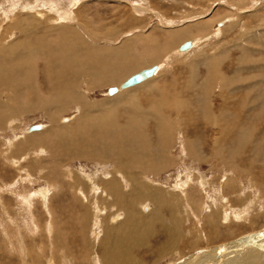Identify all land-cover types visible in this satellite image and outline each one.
Masks as SVG:
<instances>
[{
	"label": "rangeland",
	"instance_id": "1",
	"mask_svg": "<svg viewBox=\"0 0 264 264\" xmlns=\"http://www.w3.org/2000/svg\"><path fill=\"white\" fill-rule=\"evenodd\" d=\"M71 1L61 0L59 4L70 6ZM34 2L0 0V40L3 39L0 41V84L6 82L4 63L11 54L2 56V51L17 38V46L26 42L22 45L26 44L25 48L41 50V54L37 52L31 56L30 63L25 64L20 57L15 60H21L13 65L22 68V80L29 77L31 84L35 82L39 86V96L45 99L52 95L49 83L57 79L52 72V78L46 77L43 65L47 61L57 64L52 50H58L62 42L51 28L47 30L55 21V26L59 25L53 11L40 9L42 18L36 20V11L22 8ZM79 3L84 10L70 24L74 30L79 27L90 37L89 45L93 49L104 45L115 48L114 44L136 35L141 36L138 40L132 38L138 52H144L142 41L150 37L149 40L159 41L157 46L148 47L151 53L167 52L169 55L150 64L161 63V67L149 86L144 88L140 84L128 90L133 94L130 101L105 105L112 96L108 89L117 84H103L86 75L80 78L81 84L77 86L87 102L83 106L67 104L55 116H51L43 104L18 107L16 88L11 84L0 86V103L6 105L0 108V264H105L100 262L104 261L101 243L105 248L107 237H111L106 234V228L108 224H116L108 219L113 213L119 222L124 221L128 205L138 219L137 226L144 232V244L133 252L140 264H176L189 256H193L192 263L195 256L199 258L197 264L201 261V264H235V261L264 264V259H260L264 256V248L257 247L258 254L252 249L258 243L264 245V240L254 241L252 248L246 243L231 245L233 248L225 249L227 252L223 251V256H208L203 252L264 229V110L251 106V99L256 97L253 87L264 83V0H79ZM134 5L147 10L137 15ZM77 9L72 8L74 13ZM227 14L231 16L226 26L217 27V20ZM51 17L53 20L47 19ZM16 18H24L22 28H7ZM166 19L173 23H167ZM210 20V30L199 34L205 28H199L196 23ZM85 25L88 30L81 27ZM177 27H191L192 37L209 34L200 39L191 52L177 54L174 50L179 43L167 48L169 44L166 45L164 39L167 29ZM215 27L227 30L215 35L212 34ZM115 37L119 38L115 40ZM35 41L41 45L36 47ZM223 76L227 78V86L222 84ZM247 83H252L248 90L243 87ZM27 89L25 87L18 98L23 104L33 98ZM8 108L13 113H7ZM223 111L228 116L226 123L220 121ZM205 112H210L208 115L213 119L217 115V124H213ZM161 114L165 123L169 120L164 135L158 133L156 124ZM61 117H69V121L63 122ZM37 124H42L46 130L36 136L28 134L26 129ZM81 127L85 141L79 139ZM222 128H231L233 135L220 136L217 129ZM237 131H245L247 138L238 137ZM184 142L188 151L193 154L196 151V156L182 152ZM215 147L222 156L211 154ZM150 159L155 170L148 169L150 174L145 181L162 188L169 202H175L176 214L183 217L182 231L169 247L163 241L172 235H167L169 232L162 222H150V231L145 225V220L151 218L147 213L156 203L130 188L136 174L139 176L138 169L143 170ZM116 170L126 179L130 178V181L127 179L130 185L122 188L126 195L122 201H111L110 196L103 200V195L99 201L96 197L93 199V193H89L88 202L82 201L79 191L70 188L69 182L83 177L84 172L95 173V180H100L101 177H116ZM137 177L135 181L140 179ZM178 184L184 188L177 189ZM43 188L50 192L46 201L48 209H44L41 195L32 197L31 210L25 207L20 194L29 195ZM84 188L89 190L88 186ZM176 195L198 197L197 213L193 210L190 214L191 204L187 206L186 201L183 206L176 204L179 200ZM91 202L95 204L90 205ZM142 204L149 206V212L141 210ZM209 209L217 211V222L208 216ZM225 213L228 214L224 217ZM165 215L170 217L168 212ZM95 221H98L97 227Z\"/></svg>",
	"mask_w": 264,
	"mask_h": 264
},
{
	"label": "bare ground",
	"instance_id": "2",
	"mask_svg": "<svg viewBox=\"0 0 264 264\" xmlns=\"http://www.w3.org/2000/svg\"><path fill=\"white\" fill-rule=\"evenodd\" d=\"M35 2L33 4H29L28 3V4L24 5V7L22 6V8L24 10L36 11L37 12V15H38V16H36V20H37V18L38 19L39 18H42L41 16H42L43 13L41 12L40 9L49 8V9H47L48 12H49V10L50 11H53L55 13V15H56V20L58 19V21H59V23H58L59 25L58 26H55L56 25V21L54 19L55 25H50V27L47 29L48 31H50L49 29L51 28V32L52 33H54L56 35L58 34L59 35V39L62 42V43L59 44V47H58L59 49L58 50H55V49L52 50V53L55 54V56H56V58L58 60L57 61V64H54L52 62L47 61L43 65L44 72L46 70V73H45L46 74V77L49 76V78H52L51 72L53 74L56 73L55 79H57L56 80L57 82L55 80H52V79H51L52 81L49 80V81H51V83H49L51 85L49 87V90L52 92V95H49V96H51L50 98L49 97L48 98H45V99H43L42 97L40 98L39 93H38L39 92V86L35 82L33 84H31V82L29 81V77H28V79L26 78V80L25 79L22 80L20 78V74L22 72V68H18L17 66H14L13 63L14 62H17V61H20L21 59H22V61H25V64H27V62L30 63L31 60H32V58H33L31 56L34 53H37V52H38V54H41V50L38 49V48H35V49H29L28 47L25 48L26 44L24 46H22V45L24 43H26V42L20 43V45L17 46L16 43L19 42V41H16L15 40L17 38H14V39L12 38L13 40L10 41L11 43L10 44L8 43L7 48H5L2 51V53H3L2 56L8 54V52L11 53V54H8L9 55L8 61H6L4 63V67H5L4 70H5V73L7 74V78L5 79V81H6L5 84H7V85L8 84H11V85H13L16 88L15 100L17 101V105L20 108H24V107L28 108V107H34V106H40V105L42 106V104H43V106H45L44 108H46L47 111H49L50 115L51 116H55L57 113L63 111V109L66 107L67 104L76 103V104H80V105L83 106L87 101L85 102L84 94L80 92L79 87L77 86V83L80 82L79 81L80 78H82L83 76H86V75H88L89 77H91L92 80L94 79V80H98L100 82H103V84L104 83L111 84V85H116L117 84V87H110L108 89V93L111 94L112 96L109 97L105 101V103H104L105 105L108 104L107 106H109V104H114V102L120 103L123 100H129L130 101L131 100V97H133L131 95H133V94H132L131 91H128V90H130V89L134 90L133 88L139 86L140 84H141L140 87L141 86H144V88H145V86H149L152 83V80H153L154 76L157 75L156 73L159 71V69L161 67L159 65L161 63L153 64V65H150V64L153 63L156 60H159V59L161 61V58H164L165 59L169 55V54H167V52L165 54H162L160 52H156L154 54L151 53V50H149L150 48L148 49V47L149 46H152V47L157 46V43L156 42H159V41H155L154 39H150L149 40L150 37H146V38H144V41H142V46L144 48V52H142V53L138 52V48L135 46V41L133 42V39H137V38H139L141 36L136 37V35L132 36L129 39H125V40L121 41L118 45L117 44H114V46H116L115 48L114 47H108V45L107 46L104 45L102 48L93 49L89 45L91 43L90 42V37L86 36V34L84 33V31L82 29H80L79 27H76L75 26L76 29L74 30V28L71 25L72 24L71 22L77 20L80 12L82 10H84V7H81V4L82 3H79V0H72L70 2L71 4L69 3L70 6L68 5L69 7L65 3L64 4L66 6L62 7L63 5L62 4H59V3H62L61 0H41V1L35 0ZM73 7L78 8L77 9L78 11L76 13L73 12V10H72ZM145 10H147V9H145L143 7H140V5H134L133 6V11L137 15H139L140 12L145 11ZM13 11H14V8H13ZM133 15L134 14H131L130 16L133 17ZM230 16L231 15H228L227 14L226 16L222 17L221 19L217 20V22L215 23V24H217V27L218 26H222V25L226 26V24L228 23L227 21L229 20ZM23 19H17L16 18V20H14L15 22L13 24H11V25L8 24L6 27L7 28H11L12 30L18 29V28H22ZM47 19L48 20H53L52 17H51V19H49V18H47ZM213 20H214V18H213ZM166 22L167 23H173V21L172 20H169V19H166ZM211 22L212 21L210 20L208 22L206 21V22H203V23H196V25L199 28L200 27L205 28V30L203 31V33H199V34H204V32L209 31L210 28H211L210 27V25H211L210 23ZM85 23H86V21H85ZM75 25H79V24H75ZM231 26H232V24H231ZM81 27H86V25L85 26H81ZM162 27H163V25H162ZM168 27H169V25H168ZM87 28L88 27H86V29ZM230 29H231V27L228 28V30H230ZM84 30H85V28H84ZM167 30L168 31L166 32L165 37H164L166 45L169 44L167 48L174 46L178 42L179 44L175 47V50L174 51H176L177 54H182V55L187 54L188 52H191L195 48V46L198 45L197 44L198 41L200 39L202 40L203 38H206V36H208V34H209V33L208 34H205V36L195 35V36L192 37V36H190V35H192L191 34V27L190 28H188V27H177V28H171V29H167ZM226 30L227 29H225L224 27H220L218 29L215 27V29L212 31V34H215V35L221 34L222 35L223 31L226 32ZM80 33H82V34H80ZM118 38L119 37H115L114 39L117 40ZM1 40H3V39L1 38ZM31 41L29 43H32ZM34 43H36V44H34ZM34 43H33L34 45H37L36 47H39L41 45L40 43H38L36 41ZM185 43H188V45L186 47H184V48L181 49L180 46L182 44H185ZM156 49L157 48H155V50ZM20 57H22L20 60H15V59H18ZM147 65H150V66L147 67ZM149 69H152V72L150 74H148L146 77H144L141 80H139V81H137V82H135L133 84H130V85H125L124 84V82L130 76H132V75H134L136 73H139V72H141L143 70H149ZM22 75H24V73ZM76 78H77V80H76ZM221 81H222V84L224 86H227L228 85L227 78H224V76L221 79ZM86 83H88V82H86ZM5 84H0V86L1 85H5ZM79 84H81V83H79ZM251 86H252V83H247V84L243 85V87H245L246 89L247 88H250ZM25 87L28 88L27 89L29 91L28 94H31V96L33 98L31 100H28V102L26 104H23L22 101L21 102L18 101V98L23 93V90H24ZM253 88L256 91V97H255V99L254 98L251 99L252 100V105L251 106H253L255 108H258L259 107L260 110H264V83H263V85H261V84L260 85L255 84V86ZM113 93H115V94H113ZM246 96H245V98H246ZM245 103H246V100L244 101V104ZM5 106H6L5 104L3 105V104L0 103V108L1 107H5ZM110 106H112V105H110ZM222 108H225V106H222ZM7 113H13L12 109L8 108ZM206 113H207V118L209 119L211 114L208 115L210 112L209 113L208 112H205V114ZM162 115L163 114H161V117H157L158 119H156L157 120L156 124L158 126V133L160 131L164 135L166 133V130L169 127L168 126L169 120H168L167 123H165V120H164V118H163ZM0 119H2L1 116H0ZM210 119L212 120V123L213 124H217V121H216L217 115L214 116V119L213 118H210ZM60 120H63V122H67V121H69V117H67V118L66 117L65 118H62L61 117ZM80 121H81V119H80ZM220 121H222L224 123H226V121H228V116H227V114H225V111L221 112ZM231 122H232V120L229 122V124H231ZM31 127L32 126H29V128H27L26 131H27L28 134L33 135V136H36V135H38V133L40 134V132H43V131L46 130L45 127L42 124H40V125H38V124L37 125H33V127H36V128H32L31 129ZM94 127H91V128L94 129ZM97 127H98V125H97ZM80 129H81V131L79 132V134L81 135V133L84 132V130H82L83 129L82 127ZM173 131H175V130H173ZM217 132H218V134H220V136L221 135L222 136L225 135V138L231 137L233 135V133H234V131H232L231 128H228V129H226V128L223 129L222 128L220 130L217 129ZM242 135L244 137H246V138L248 136V134L245 131H237V136L238 137H240ZM93 136H94V134H93ZM79 139L81 141H85V136L84 135L83 136L81 135V136H79ZM87 139H89V137H87ZM95 140H96V138H95ZM216 142H218V141H216ZM185 143L186 142H184V145H185ZM186 146H187V144L185 146H183L182 152L184 150V152L188 156L189 155L190 156H193V155L196 156V151L193 154V152L188 151L189 149H187ZM216 147H215L213 153H211V154L214 155V156H222L221 151L220 150H217ZM220 147H222L221 144H220ZM147 162L148 163H145L146 166L144 165L145 167H142L143 170L138 169L139 171H137V173H139V176L138 177H140V179L135 181V179L137 177V174H136V177L134 178L133 182H131L132 183L131 184L132 187H130V186L129 187L131 189H133L134 192H136V194H138L139 196H141V197H147L149 199H152L156 203V206L154 208L150 209V212H149V206L148 205H145V204H142L143 206H142V209L141 210L142 211H148L149 213H147V215L149 214L150 217H151L150 218V221L149 220H147V221L145 220V225L149 226V228H148V230H149L150 229V222H153V221L162 222L165 225V228H166L165 230L169 232V234H167V235H172V238H167L166 240L163 241L164 244H165V246H168L169 247V245H173V241L175 240V238L182 231V229H181L180 226H181V223L183 222V217L178 216L176 214L177 208H176V206L174 204L175 202L174 203L171 202V201L169 202V199L170 198H167L166 197V195L164 193V190L162 188L153 187V185L148 184L145 181V178H149L148 177L149 174H150L149 170H151V169L152 170H155L153 168L154 167L153 166V164H154L153 163V160L150 159ZM162 166H164V164ZM120 168H123V167H120ZM145 168H147V169L145 170ZM116 171H117V174H116L117 176L116 177L115 176H109L108 178L106 177L105 179L101 177L100 180H97V179L95 180V178H94L95 173L92 174V173H87V172L85 173L84 172V176L83 177H81V178L80 177H77L72 182H69L70 188L71 189H74L75 192H76V190L79 191L78 194L80 195V199L82 201L83 200H86L87 201L89 193H93V199L96 197L95 199H97L99 201H102V198H101L102 195H103V200H104V197H107V196L109 197L110 196L109 199H111V201H113V200L115 201L116 200L118 202V199L120 201H122L124 199L123 197L126 196L125 193H124V191H122V188L123 187H127V185L129 184L127 179H129V181H130V178L128 177L126 179V177L123 175L122 172H120L119 170H116ZM187 179H189V176L187 177ZM204 180H205V178H204ZM204 180H203V182H204ZM80 185H82V186H80ZM86 186H88V189H89L88 191L86 190V188H84ZM175 187L177 189L178 188L179 189H183L184 188V185L178 184ZM201 187H203V185H201ZM203 191L205 193H207L205 190H202V192ZM49 193H50L49 192V189L43 188L40 191L33 192V193L32 192L29 193V195L20 194V200H21L22 203L25 204V207H27L28 209H30L31 203L33 202L32 201L33 200L32 197L33 196H36V195H41V197L44 199V202L45 203L43 205H44V209L46 210L45 207H47V205H48V204H46V201H47V198L50 196ZM183 193H185V192H183ZM94 194L95 195L97 194V196H94ZM170 196H172V194H170ZM176 197L179 198V200L178 199H177V201L175 200L176 201V204L178 203V204H180V205L183 206L184 205V201H186L185 203H186L187 206H188V204L189 205L191 204L190 207L192 209H190V211H189L190 214H191V211H193V210H194V212L197 213L198 209H196V208H198V206H200V205L197 204L198 203L197 202V198L198 197L196 199L194 197L192 198L191 196L186 197V196H182V195L181 196L176 195ZM184 197H186L187 199L185 200ZM147 198H145V199H147ZM207 198L211 200L212 197H210V195L208 196V194H207ZM172 201H174V200H172ZM160 202H161V204H160ZM105 203H106V201H105ZM108 203L109 202H107L106 205H108ZM91 204L94 205L95 203H92L91 202L90 205ZM203 204H205V202H203ZM95 207H97V206H95ZM162 207H164V208H162ZM207 208H209L208 205H207ZM47 209H48V207H47ZM126 209H127L126 210L127 213H126V216H125V220L124 221L120 220V222H119L118 221L119 219L116 218V217H114V214L113 213L110 216V218L108 219V222L112 221V223L113 222H116V224L115 225L108 224L110 228L109 227L106 228V231H107L106 234L107 235H110L111 237L110 238L107 237L108 241H107V243H105L106 244V246H105L106 249L103 246V242L101 243L102 248H103V251H102V255L103 256L101 255V258L103 257V260L104 261H101L100 258H99V260L102 263L106 262L105 264H140V261H138L135 258V254L133 252L135 250H137L142 244H144L143 243V240H142L144 238V237L142 238V236L144 235V234H142L143 230H142V227L137 226L138 219L135 217V213L131 210V205H128L126 207ZM118 211H119V209H118ZM123 211H125V210H123ZM161 211L163 212V215H160L159 214V212L162 213ZM93 212H94V210H93ZM166 212H168L170 214L169 215L170 216L169 218L165 217L166 216L165 215ZM208 212H209L208 213V216L209 217H213L211 220L217 222V220L219 219V218H217V215H215L216 214L215 212H217V211H214L212 209H209ZM233 212H237V211H233ZM244 212H246V211H244ZM95 214H96V212H95ZM115 214H117V212H115ZM227 214L228 213H225L224 214V217L227 216ZM149 215H148V217H149ZM234 216H235V218H237L238 217V214H235ZM212 221H210V223H215V222H212ZM82 224H85V222L82 223ZM153 224H155V223H153ZM95 225L97 227L98 221H97V223L95 221ZM151 230H153V229H151ZM259 240H264V229L261 230V231L254 232L252 234L246 235V236H241V237H239L237 239H234L232 241L223 243L221 245L214 246V248H212V249L211 248L210 249H205L203 252H205V254L208 255V256L209 255L210 256H218V254H221L225 249L230 248L231 245L240 246L241 244L246 243L248 245V247L252 248L253 245L255 244L254 241L257 242ZM252 243H254V244H252ZM250 245H252V246H250ZM162 247H163V245H162ZM257 247L262 249V248H264V245L261 244V243L260 244L258 243V246L252 248V249H254L256 251V253L258 251V248ZM237 250H239V249H237ZM224 252H227V251H224ZM259 252L262 253V250H259ZM238 253L236 251V254H238ZM192 257L193 256H189V257L183 259L182 261L177 262L176 264H185V263L186 264L187 263L188 264H197L199 262L198 261L199 258L197 259V257L195 256L193 258L194 259V262L192 263V262H190L191 261L190 259ZM226 257H227V255H226ZM226 257H222V258L227 259ZM261 257H262V258H260L261 260L264 259V256L261 255ZM203 258L205 259V257H203ZM206 258H207V256H206ZM214 260L215 259H213V261ZM201 262H200V264H201ZM234 263L235 264H241L240 262H236V261Z\"/></svg>",
	"mask_w": 264,
	"mask_h": 264
},
{
	"label": "water",
	"instance_id": "3",
	"mask_svg": "<svg viewBox=\"0 0 264 264\" xmlns=\"http://www.w3.org/2000/svg\"><path fill=\"white\" fill-rule=\"evenodd\" d=\"M187 45H188V43L182 44V45L180 46V48L182 49V48L186 47ZM151 72H152V69H149V70H143V71H141V72H139V73H136V74L130 76V77L124 82V84H125V85L133 84V83H135V82L141 80L142 78L146 77V76H147L148 74H150ZM32 128H36V127H33V126H32L31 129H32Z\"/></svg>",
	"mask_w": 264,
	"mask_h": 264
}]
</instances>
